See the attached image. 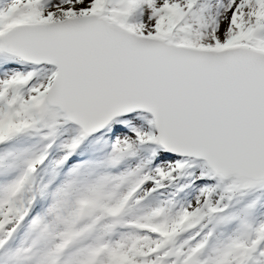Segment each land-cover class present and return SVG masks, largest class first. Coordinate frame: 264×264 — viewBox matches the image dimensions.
I'll return each mask as SVG.
<instances>
[{"label":"snow or ice","instance_id":"6c2138e0","mask_svg":"<svg viewBox=\"0 0 264 264\" xmlns=\"http://www.w3.org/2000/svg\"><path fill=\"white\" fill-rule=\"evenodd\" d=\"M0 264H264V0H0Z\"/></svg>","mask_w":264,"mask_h":264}]
</instances>
